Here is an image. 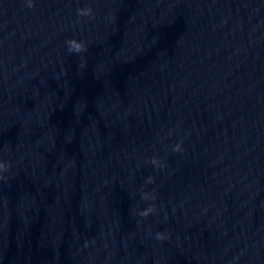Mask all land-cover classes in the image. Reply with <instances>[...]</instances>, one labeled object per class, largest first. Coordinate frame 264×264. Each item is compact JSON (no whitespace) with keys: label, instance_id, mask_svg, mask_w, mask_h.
Listing matches in <instances>:
<instances>
[{"label":"clouds","instance_id":"1","mask_svg":"<svg viewBox=\"0 0 264 264\" xmlns=\"http://www.w3.org/2000/svg\"><path fill=\"white\" fill-rule=\"evenodd\" d=\"M32 6H33V4L31 2V0H28V7H32ZM91 12H92L91 8H84V9L78 10L79 15H81V16H90ZM67 44H68L69 52L80 53V52L85 51V46L80 42H76L75 40H68ZM173 150L179 152V151H182V147L180 144H176ZM151 163L153 165H156L157 167H164L165 166L159 160H157L155 157L152 158ZM6 167H7V165L0 163V169H5ZM146 183H149V184L154 183L153 178L148 177L146 180ZM142 199H144V200L155 199V196L150 195L147 192H142ZM153 211H154V206L150 205L146 209L140 211L139 215L142 217H147ZM156 236H157V239H160V240H163L166 238L162 233H157Z\"/></svg>","mask_w":264,"mask_h":264}]
</instances>
